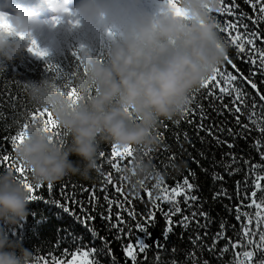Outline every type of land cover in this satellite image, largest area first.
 <instances>
[{"label":"trees","instance_id":"obj_1","mask_svg":"<svg viewBox=\"0 0 264 264\" xmlns=\"http://www.w3.org/2000/svg\"><path fill=\"white\" fill-rule=\"evenodd\" d=\"M148 1L151 3L147 10L152 7L149 12L158 11L153 9L155 7L161 9L163 6H167L165 0ZM69 2L73 4L75 1L69 0ZM223 2L224 5L230 6L233 0H223ZM234 2L239 6L236 9L237 14L240 12L247 15L253 14L252 8L245 3V0H234ZM15 3L21 4L25 8H32L27 4H33V8L38 12L40 18L46 22L37 41L41 48L49 50L50 55L47 58H39L29 53L26 49L24 54L15 60L10 61L0 57V144H3L5 148H9L12 151L14 159L15 151L10 149L7 137L19 129L20 123L23 119L27 118L31 110L36 109L30 99L31 86L51 84L65 88V85H68L69 82H71L72 86L74 80L82 70L84 54L87 53L89 57L106 63L111 43L114 39L118 38L111 28H107L103 33H97L93 32L82 22L79 27L73 28L66 22L67 20H64V23H67L69 28H71L70 33L65 29L63 23L53 25L51 21L55 16L51 14L47 6V0H15ZM220 6L222 5L220 4V0H218L217 7ZM0 11L4 10L0 9ZM212 14L216 22L223 23L225 20H234V17L224 16L216 11ZM245 23L248 24L250 29L255 30L258 28L262 36L260 39H257L255 46L257 48H264V23L254 26L247 19H245ZM109 32L113 33V35H109ZM218 34L228 49L227 56L237 64L238 68L245 75H248L249 69L255 66L237 59V50L229 43H225L227 34L220 33L219 31ZM47 38H49L50 44L46 46L45 42ZM81 44L85 48L80 53L81 60H77L72 53ZM48 63L58 66L57 70L50 71L47 68ZM218 66L221 68L227 67L229 71H232L230 66L226 65L225 60ZM254 80L258 85L260 93L264 94V83L261 82L264 80V77L258 74L254 77ZM213 83L211 82L208 87H203L201 84L195 87L189 94V103L185 109L194 108L197 103L203 104L210 114L209 122L220 123L224 121L228 126L236 127L234 117L227 110H225L224 116H218L208 107L209 101L212 99L208 95L209 91L211 90L218 94V88L212 87ZM95 91V89H91L88 93V98L95 95ZM247 91L256 96L259 102V96L255 90L247 86ZM229 101L230 98H224V103H229ZM185 109L182 114L170 120L161 119L150 131L149 139L139 145L121 147L110 141H101L96 168L90 172L87 178L81 175L70 174L57 182L51 183L53 185L51 192L46 187L40 189L42 196L66 203L70 212L75 211L77 215L81 214L80 207L75 203V201H79L83 205L85 212L96 217L92 223L99 230V235L106 237L111 242L113 252V256H109L106 252L99 255L100 264H126V257L121 248V241L115 239L116 230L112 229L109 231L108 222L101 219V213L107 214L109 207L108 200L113 201L111 205L113 214L121 211V215L126 220H129L130 218L127 217V213L116 206L117 202L122 204L124 208H134L137 213L144 211L148 200L145 190H151L153 196L157 195L159 190L155 189L154 186L156 180L160 179L161 176H163L164 184L171 187L175 186L177 181H182L184 177L189 176V170L195 174L194 177H189L191 182L198 185V189L194 190V194L200 198L203 210L210 212L214 218V222L207 228L208 236L204 237L206 244L210 245L212 243V236L219 231L222 218L228 225H235L236 231L240 230V225L234 218V210L230 213L227 209L239 203L236 181H242L244 173L241 172L233 176L225 174L223 182L213 180L214 172L223 173V169L218 164H223L227 160V157L221 159L222 153L230 150L226 146L217 147L212 137L203 131H199V116L197 114L186 115ZM242 119L244 123H248L247 119L244 117ZM189 120L192 122L189 123ZM135 122L138 123L139 121L136 120ZM54 131L61 133V136L55 138L54 142L61 145L62 140L61 146H63L67 140L66 130L59 127ZM185 133H187V139H185ZM259 135L257 131L253 130L247 140L238 138L236 142L237 147L231 151H235L245 157L251 156L255 162L264 163V161L260 160V156L257 154L253 144V139ZM161 136L163 140H161ZM112 145L118 146L121 153L122 150L130 147L132 149L131 157H124L122 155L113 156L111 153ZM101 152L105 153V157L102 158L100 156ZM201 153L204 155L202 156ZM172 154L176 155L177 161H169L168 157ZM70 158L73 161L78 160L76 156ZM109 158L114 161L116 168L124 167L122 174L118 173L107 163ZM181 160L186 161V167L178 172L176 165ZM7 163L4 162L5 165ZM164 163L169 164L167 169L163 168ZM3 169L5 167L0 166V170ZM15 175L17 176L18 174ZM108 175L112 177L111 182L106 180V176ZM121 175L126 178V181H121ZM27 179L32 182L31 173L28 174ZM47 184L44 183L42 185L46 186ZM142 185L144 186L143 188H141ZM221 187L228 190L229 195L232 197L231 200L226 198L213 200V194ZM117 188H120V191H117ZM62 192L64 194L63 198L61 196ZM69 196L73 199L67 200ZM180 199L181 206L183 207V198L181 197ZM244 203L247 204L249 201H244ZM163 206L165 209L168 208L166 204ZM29 208L30 215L24 222L9 224L5 227V230L9 233L10 238L23 241L25 247L33 252V264H37V261L41 257L48 261H51L52 257L56 259H70V256H63L64 250L68 249L71 252L74 250L75 245L71 243V236H68L61 229H67L73 235L83 237V244H89L91 241L90 246L103 247L99 239L92 240L86 228L74 216L64 213L62 209L55 205L40 201H29ZM33 211L39 215L37 217L33 216L31 214ZM40 217H42V220H38ZM173 219L178 220L179 217H173ZM157 221L155 227L151 228L150 231L152 232L153 239H159L164 247L158 249L153 245L152 240L146 239V242L152 245V247L146 253L138 254L137 264H157V254L159 256V264H191L188 254L194 250L190 238L195 235V225H190L188 229L176 226L174 227V231L169 234L168 239L165 240L163 237L165 222L159 212L157 213ZM199 231L203 235L205 229L201 228ZM227 235H234L231 227L228 228ZM124 243H127V240ZM226 243V240H221L217 245L216 253H210L207 250H196V256L199 258L198 264H201L205 259L209 261V264H231L234 253L239 251V249L229 247V251L222 257H219L218 250L223 248ZM257 259H259V256ZM127 264H131V261L128 260Z\"/></svg>","mask_w":264,"mask_h":264},{"label":"clouds","instance_id":"obj_2","mask_svg":"<svg viewBox=\"0 0 264 264\" xmlns=\"http://www.w3.org/2000/svg\"><path fill=\"white\" fill-rule=\"evenodd\" d=\"M217 4L218 0H179L187 11V18H182L168 6L146 11L142 0H78L74 8L69 0H47L55 17L67 20L72 12L93 32L111 28L118 38L111 43L106 63L84 54L82 70L72 85L82 97L78 103L68 98L67 88L56 86L61 92L51 84L31 86L34 107L49 109L67 133L61 146L39 121L30 126L15 158L30 170L32 182L54 183L70 174L87 178L96 168L101 141L121 147L139 145L161 119L182 114L191 91L228 54L212 14ZM0 9L15 30L0 32V57L15 60L30 43L15 33H31L38 40L46 22L34 8L15 0H0ZM63 24L70 33L68 24ZM91 89L95 95L88 98ZM184 167L186 161L176 165L178 172ZM28 196L13 171L0 170V264H33V252L5 230L30 215Z\"/></svg>","mask_w":264,"mask_h":264},{"label":"snow or ice","instance_id":"obj_3","mask_svg":"<svg viewBox=\"0 0 264 264\" xmlns=\"http://www.w3.org/2000/svg\"><path fill=\"white\" fill-rule=\"evenodd\" d=\"M245 3L252 8V15H247L243 12L237 14L236 9L239 6L235 4L234 0L230 6L224 5L223 0H220L222 6L217 7L215 11L224 16L234 17V20H225L223 23L217 22V26L220 33L227 34L225 43H229L237 50V59H241L242 62L255 67L250 68L248 75H245L238 68L237 64L230 57L226 56L224 60L232 71H229L227 67L221 68L217 66L213 70V74L201 83L203 87H208L211 82H214L212 87L218 88V94L211 90L209 91L208 95L212 99L209 101L208 107L218 116H224L225 110H227L234 117L236 127H230L224 121L220 123L214 121L209 122L210 114L203 104L197 103L196 107L185 109L186 115L191 116L197 114L199 116V131H203L212 137L217 147L226 146L230 150L222 153L221 159L227 157V160L223 164H218L223 169V173L214 172L213 180L223 182L225 180V174L233 176L241 172L244 173L243 180L236 181L237 199L239 203L227 209L230 213L234 210V218L240 225V230L236 231L235 225H228L222 218L219 231L212 236V243L210 245L206 244L204 237L208 236L207 228L214 222V218L210 212L203 210L200 198L194 194V190L198 189V185L191 182L189 177H194L195 174L189 170V176L184 177L182 181H177L175 186L171 187L164 184L163 176H161L160 179L156 180L154 186L155 189L159 190L157 195L153 196L151 190H145L148 200L144 211L137 213L134 208H124L122 204L117 202L116 206L126 212L127 217L130 218L126 220L121 215V211H117L115 214L112 213L111 205L113 201L108 200L109 207L107 214H100L101 219L108 222V230H116L115 239L121 241V248L126 257V264L128 260L131 261V264H137L138 254H144L152 247V245L146 242V239L152 240L153 245L158 249L164 247L159 239H153L152 232L150 231L158 222V212L165 222L163 231L165 240L174 231V227L181 226L188 229L190 225H195V235L190 238L194 250L188 254L191 264H198L199 258L196 256V250H207L210 253H216L217 245L221 240H226L227 243L223 248L218 250L219 257L227 253L229 247L239 249V251L234 253L231 264H264V183H262L264 182V163L255 162L251 156L245 157L242 154L231 151L237 147L236 142L238 138L247 140L252 131L255 130L260 135L253 139V144L257 154L260 156V160L264 161V94L260 93L258 85L254 80V77L258 74L264 77V48H257L255 46L257 39H260L262 36L258 28L255 30L250 29L248 24L245 23V19L250 20L254 26L264 23V0H245ZM165 4L174 15L187 18V11L179 6V0H165ZM64 22L59 17H55L51 21L53 25H59ZM66 22L73 28L79 27L81 23L79 18H76L72 12L68 13ZM14 31L8 16L0 12V32L12 34ZM15 34L22 40L26 39L30 41L27 49L29 53L39 58H47L50 55L49 50L41 48L37 39L31 33L18 32ZM109 35H113V33L109 32ZM84 48L85 46L81 44L78 49L73 51L72 54L77 60H81L80 53ZM47 68L50 71H56L58 66L48 63ZM261 82L264 83V80ZM247 86H250L251 89L256 91L259 96V102L256 96H253L247 91ZM65 88H67L66 95L73 104L78 103L82 99L76 88L71 86V82L65 85ZM53 90L63 92V89L56 88L55 85H53ZM225 97L230 98L229 103H224ZM242 117L247 119L248 123H244ZM37 121L44 126V131L49 133L53 140L61 136L60 132L54 131L59 128V125L49 109L31 110L27 118L23 119L20 123L19 129L7 137L11 150L15 151L24 142L28 136L30 126ZM188 122L191 123L192 121L189 120ZM184 136L187 139V133ZM160 138L163 140L162 136ZM201 139L203 140V138ZM62 143L63 141L61 140V145ZM0 150H2L0 151V166L18 174V181L29 193V201L50 203L62 209L64 213L74 216L86 228L92 240L99 239L103 244L101 248L90 246L91 241L89 244H83V237L75 236L67 229H61L68 236H71V243L75 245L74 250L71 252L68 249L64 250L63 256H70V259H56L52 257L51 261H48L41 257L37 261V264H100L98 259L99 255L106 252L109 256H113L111 242L106 237L99 235V230L92 223L96 217L85 212L81 202L75 201L81 209V214L77 215L75 211L70 212L67 204L61 202V200L48 199L42 196L40 189L46 187L51 192L53 185L51 183L46 186L33 184L27 179L28 174L31 173L30 170L23 164L18 163L16 158H13L12 151L9 148H5L3 144H0ZM111 153L113 156L122 155L124 157H131L132 149L129 147L122 150L121 153L118 146L112 145ZM201 155L203 156L204 154L201 153ZM100 156L102 158L105 157V153L101 152ZM168 159L170 162L177 161L175 154H172ZM4 162L8 163L5 165ZM107 163L118 173L122 174L124 167L116 168L111 158L107 160ZM197 163L199 162L197 161ZM168 167V163L163 164L164 169ZM120 179L121 181H126L123 175H121ZM106 180L111 182V175L106 176ZM143 187L142 185L141 188ZM117 191H120V188H117ZM61 196L63 198V192ZM181 197L183 198V207L181 206ZM139 198L143 199L142 197ZM224 198L232 199L226 188L221 187L213 194V200ZM72 199L71 196L67 197V200ZM244 201H249V203L245 204ZM165 204L168 205L167 209L163 206ZM31 214L35 217L39 215L35 211ZM177 216L179 219L174 220L173 217ZM38 220H42V217ZM229 227L233 230V236L227 235ZM201 228L205 229L203 235L199 231ZM133 237L134 239H132ZM125 240H127V243H124ZM258 256L259 259H257ZM156 259L157 264H159L158 254ZM201 264H209V261L205 259Z\"/></svg>","mask_w":264,"mask_h":264},{"label":"rangeland","instance_id":"obj_4","mask_svg":"<svg viewBox=\"0 0 264 264\" xmlns=\"http://www.w3.org/2000/svg\"><path fill=\"white\" fill-rule=\"evenodd\" d=\"M75 2L72 4H70V6L71 7H75V5L78 3V0H74ZM151 3V2H150ZM150 3H149V1L148 0H143L142 1V7L145 9V10H147V8L150 6ZM29 7H31V6H33V5H31L30 3H28L27 4ZM152 9V7L151 8H149L147 11H150ZM154 10H159V7H155V8H153ZM50 44V40H49V38H47V41L45 42V45L47 46V45H49Z\"/></svg>","mask_w":264,"mask_h":264}]
</instances>
